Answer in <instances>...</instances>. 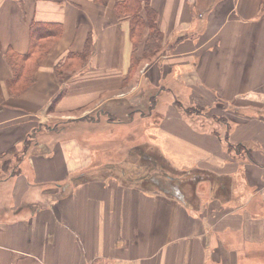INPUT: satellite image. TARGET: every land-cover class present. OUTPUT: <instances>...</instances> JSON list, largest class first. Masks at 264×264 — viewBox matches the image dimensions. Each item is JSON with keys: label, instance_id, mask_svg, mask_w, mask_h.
Masks as SVG:
<instances>
[{"label": "crops", "instance_id": "1", "mask_svg": "<svg viewBox=\"0 0 264 264\" xmlns=\"http://www.w3.org/2000/svg\"><path fill=\"white\" fill-rule=\"evenodd\" d=\"M120 1L0 0V264H264L262 0H151L167 49L151 70L173 79L163 93L177 95L178 84L192 100L197 88L239 117L189 115L175 97L156 112L160 95L140 115L153 125L144 141L177 169L229 177L218 197L221 180L199 181V205L100 174L93 144L70 136L77 117L114 105L125 88L134 45ZM33 22L62 33L34 83L11 94L7 55L29 50ZM88 42L84 64L60 73Z\"/></svg>", "mask_w": 264, "mask_h": 264}, {"label": "rangeland", "instance_id": "2", "mask_svg": "<svg viewBox=\"0 0 264 264\" xmlns=\"http://www.w3.org/2000/svg\"><path fill=\"white\" fill-rule=\"evenodd\" d=\"M162 41L164 42V39H162ZM162 41L160 39L152 43V49L157 46L159 50L155 54H148L146 57L141 56L145 49V40L140 42V50L138 48L137 52V56L140 59L136 62L130 77L125 82V88H123L121 91L119 90L118 92L116 91L112 93H117V95L120 94V98L118 99L117 103H114L112 106H97L91 110L89 109L90 111H88L86 114L75 119L76 123L70 125V136H75L81 144H93L90 147L94 152H98V154H95L96 158L94 159L97 162H103L104 168L102 171H100V174L110 175L112 173V169L109 167L106 168L105 166L109 165V163L111 164V162H114V164L123 163L122 161L126 158L127 159L125 162L128 160V170H130V173L133 175H142L146 173L150 166L153 165V162L147 157L145 152H150V147H153L154 145L156 146V143L154 142L155 140L146 139V141H144L146 138V130H149L151 133L153 130V125L151 123H145L146 119L140 115H144L149 112L150 108L153 107L156 101L159 99V95L162 97V101H160L161 106L157 108L156 112H159V110L161 111L163 105L167 107L172 101L171 98L175 97V106L189 115L201 114L203 116L209 117H216V115H218L226 117V121L232 118H239L235 112H232V110H234L232 107V110H228L227 104H221L219 102L215 104L213 103V106H211L212 103H209V101L212 98L209 96L207 97L206 93H203L197 88H194V93L191 94L192 100H190V97L186 96L185 91L182 90L183 86L178 84L173 85L174 91L178 96H174V94L170 92H166V94H164V91H169L167 88H169L172 84V77L171 81H166L164 83L162 80H156L157 74L154 69L151 70V67L154 66V63H152L153 61H156V59L159 60L158 62L164 60L163 55L166 53L167 49L166 46L164 48V45H161ZM160 66L162 70V64H160ZM150 77H152L154 80H151ZM156 81H158V83ZM205 104H209V106H206ZM158 115H161V113ZM176 116V113L171 114L173 119ZM132 117L133 119L130 120ZM100 118H102V121H100L98 124L87 125L89 124L88 122L99 120ZM120 118L126 120L111 124L107 123L108 121H113L116 119L120 120ZM215 119L218 118L216 117ZM172 143L174 142L172 141ZM141 147H144L143 151H140ZM133 152L136 155L130 157L129 153ZM168 160L169 159L167 157H164V159L162 158V160H160V164H167ZM170 163L171 166L179 167L177 162V166L172 162ZM174 171L175 173L177 172L175 169H173V173ZM185 178V176L180 177V181L182 182L185 180ZM187 179L188 178H186V180ZM225 183L227 194H229L228 191L231 190L229 181ZM236 188L238 189L239 187ZM203 189L206 188L203 187L202 190ZM183 192L188 198L192 200L193 197L190 193V188H186V190L182 191V193ZM217 194L220 196L219 191H217ZM183 196L184 195H182V197ZM211 196L214 197L217 195H214V193L212 195L211 193ZM188 198L186 199L189 200ZM196 200L198 199L196 198ZM201 201L200 203L202 204ZM188 203L197 204V202H193V200L192 202ZM197 205H199V203Z\"/></svg>", "mask_w": 264, "mask_h": 264}, {"label": "trees", "instance_id": "3", "mask_svg": "<svg viewBox=\"0 0 264 264\" xmlns=\"http://www.w3.org/2000/svg\"><path fill=\"white\" fill-rule=\"evenodd\" d=\"M103 1V0H97ZM264 6V0H262ZM116 12L120 15H130L131 18V37L133 40L134 51L131 59L130 72L127 76V80L130 77L133 67L136 62L140 59L137 56L138 47L140 42L145 40V49L142 57H146L148 54H155L159 48L156 46L152 49V43L161 39H164V35L158 26V13L152 7L151 0H123L116 4ZM62 33V25L56 22H33L30 29V46L29 50L25 54H20L16 52H9L7 57L11 64L13 75L8 82V87L11 94L18 95L28 89L34 83V71L39 66L44 55L51 49L54 43L58 40ZM182 36H179L178 40ZM152 44V45H151ZM163 46V41L161 43ZM161 46V47H162ZM90 49V42H88L85 50L80 54H73L72 60L62 63L57 66L60 73H64V69L71 67V69H77L86 60L87 53ZM139 54V53H138ZM72 55V54H71ZM126 80V81H127ZM125 81V82H126ZM214 117V116H213ZM219 121H226V117L216 115ZM214 117V118H216ZM144 146V145H142ZM147 146V145H145ZM241 146V145H240ZM150 147V146H149ZM144 147H141L140 151H143ZM150 152H145L147 157L151 159L153 165L150 166L146 173L142 175H133L128 170L127 161L124 159L123 163L109 164L105 166L106 168H111L112 173L110 175L116 176L124 183L130 185H137L138 187L146 190L156 189L163 193L173 195V196H183L184 199L188 198L184 192L186 188H190V193L192 195L193 202L199 201L196 195V184L201 180H212L216 184L219 180L220 186L218 184L219 193L225 195L227 192L226 183L229 177L218 176L215 172L207 169L194 168L191 170H179L175 166H171L170 160L167 164H160V160L164 159V155L156 152L154 147H150ZM130 157L136 155L129 153ZM144 154V155H146ZM141 155V153H140ZM143 155V154H142ZM159 155V157H158ZM166 159V158H165ZM133 164V163H131ZM173 169L177 172L173 173ZM185 176L188 178L186 180L180 181V177ZM225 181V182H226ZM147 182V183H145ZM216 195L217 192L215 193ZM221 195V196H222ZM217 197V196H216ZM196 198L198 200H196ZM191 200L190 198H188ZM187 200V199H186ZM189 201V202H192ZM193 204V203H192ZM195 205V204H193Z\"/></svg>", "mask_w": 264, "mask_h": 264}]
</instances>
